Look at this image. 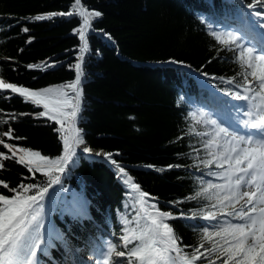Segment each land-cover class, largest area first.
<instances>
[{
  "label": "trees",
  "instance_id": "obj_1",
  "mask_svg": "<svg viewBox=\"0 0 264 264\" xmlns=\"http://www.w3.org/2000/svg\"><path fill=\"white\" fill-rule=\"evenodd\" d=\"M73 3L74 0H0V78L31 90L58 87L74 80L73 66L80 46L74 30L80 27L81 18L73 15L30 20L37 14L67 12ZM247 3L243 0V4ZM82 5L102 13L92 21L94 30L87 33L89 51L83 63L82 110L77 127L82 130L86 146L112 153L134 182L156 198L150 203H157L162 211L190 213L207 207L203 200L185 201L198 190L197 178L222 182L205 174L217 169H203L201 165L198 171L195 167L199 164L197 155L206 154L201 138L190 134L189 129L203 131L204 126L196 125L190 114L194 106L207 100L216 102L198 86V81L221 90L233 86L222 83L220 77L241 79L234 54L220 51L208 34L209 24L220 30L218 22L226 23L240 15V2L82 0ZM24 27L29 32H23ZM65 91L74 96L71 89ZM41 111L42 107L25 102L23 97L0 90V140L56 159L63 152L60 133L56 131L59 125L39 117ZM9 127L13 137L22 139L4 137ZM195 149H201L199 154ZM0 152L7 153V149L0 145ZM4 165L0 180L10 187L47 183L41 173L31 174L14 160H6ZM168 165L181 167L169 169ZM60 179L61 183L49 188L41 201V219L52 220L63 241L45 237L41 231L46 254H38V263L75 264L80 258L74 248L96 259L93 251L99 253V244L105 240L118 243L123 234L122 221L136 216L135 210L127 213L124 207L128 201L134 204L131 193L104 156L80 157L77 164L68 165ZM0 194L13 195L2 186ZM168 223L183 245L198 244L199 228L207 225L203 219H174Z\"/></svg>",
  "mask_w": 264,
  "mask_h": 264
},
{
  "label": "snow or ice",
  "instance_id": "obj_2",
  "mask_svg": "<svg viewBox=\"0 0 264 264\" xmlns=\"http://www.w3.org/2000/svg\"><path fill=\"white\" fill-rule=\"evenodd\" d=\"M246 8L249 17L254 18L250 21V30H264V0H248ZM73 15L79 16L82 23L74 30L80 46L77 63L73 66L75 78L72 82L31 90L6 83L0 78V89L10 90L23 97L25 102L42 107L43 111L38 116L47 117L59 125L56 131L60 133L63 147L62 155L51 159L39 151L0 140V145L7 149V153L0 152V169L5 167L4 161L14 160L29 173H41L47 178L43 186L20 183L10 187L0 180V186L13 193L11 197L0 194V264H38V254H46L42 248L44 238L41 229L44 225L41 201L48 195L49 188L61 183V175L69 164H74L77 149L86 154L93 151L86 146L77 124L82 110L84 55L89 51L87 33L94 30L92 21L102 13L89 10L82 5V0H74L67 12L37 14L30 20L38 22ZM22 31L27 33L29 28L24 27ZM208 34L220 46V51L227 50L234 54L241 69L238 73L240 80L236 77L227 80L219 78L222 83L233 86L221 89L223 94L243 102L232 106L235 110L232 122L214 119L203 111L190 114L196 125L204 126L203 131H197L195 127L189 129L190 134L201 138L206 154L204 157L197 155L199 164L195 167L198 171L202 170L201 165L203 169H217L205 174L222 182L213 183L202 177L197 178L198 190L185 198V201H206L207 207L190 213L162 211L157 203H150L156 198L134 182L133 177L112 158V153H96L115 166L131 193L136 211V216L131 220L125 218L122 221L124 227L119 242L108 241L106 248L99 253L96 264H197L201 260L206 264H217V261L219 264H264V44L257 46L239 30H216L210 24ZM65 89H71L74 96H70ZM2 135L8 140L22 139L13 137L11 127ZM195 151L199 154L201 149ZM148 167L162 171L152 165ZM167 167L171 169L181 165ZM174 219H203L207 222L206 226L199 228L198 244H182L174 227L168 223ZM132 224L135 227H131Z\"/></svg>",
  "mask_w": 264,
  "mask_h": 264
},
{
  "label": "rangeland",
  "instance_id": "obj_3",
  "mask_svg": "<svg viewBox=\"0 0 264 264\" xmlns=\"http://www.w3.org/2000/svg\"><path fill=\"white\" fill-rule=\"evenodd\" d=\"M252 19H254V18H251V17H249V15H248V11L246 10L245 11V20H244V24L245 25H247V28H246V32L247 31H250V21L252 20ZM251 31H262L261 29H258V28H255V29H251ZM236 102L237 101H235V100H232L231 99V97H228V96H226V98H225V104H226V114H225V120H226V122H229L230 120H231V122H232V119H233V116L235 115V110L233 109V105L234 104H236ZM125 209L128 211V212H130V211H132L133 210V204L132 203H130V202H127L126 204H125ZM50 226L49 225H46L45 227H44V231H46V232H49V230H50Z\"/></svg>",
  "mask_w": 264,
  "mask_h": 264
},
{
  "label": "water",
  "instance_id": "obj_4",
  "mask_svg": "<svg viewBox=\"0 0 264 264\" xmlns=\"http://www.w3.org/2000/svg\"><path fill=\"white\" fill-rule=\"evenodd\" d=\"M85 56H86V53H85V55H84V60H85ZM84 63V62H83ZM83 147V146H82ZM97 151H95V153H96ZM78 155L79 156H93L94 155V153L93 154H86V153H83V152H78ZM74 160H75V158H74Z\"/></svg>",
  "mask_w": 264,
  "mask_h": 264
},
{
  "label": "bare ground",
  "instance_id": "obj_5",
  "mask_svg": "<svg viewBox=\"0 0 264 264\" xmlns=\"http://www.w3.org/2000/svg\"><path fill=\"white\" fill-rule=\"evenodd\" d=\"M262 34H264V31L262 32ZM238 104H243V102H236V104H234V105H238ZM81 148H82V146H81ZM78 152H82L80 149H77V153Z\"/></svg>",
  "mask_w": 264,
  "mask_h": 264
}]
</instances>
